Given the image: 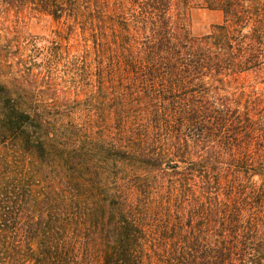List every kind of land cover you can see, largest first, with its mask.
<instances>
[{
  "label": "trees",
  "instance_id": "obj_1",
  "mask_svg": "<svg viewBox=\"0 0 264 264\" xmlns=\"http://www.w3.org/2000/svg\"><path fill=\"white\" fill-rule=\"evenodd\" d=\"M187 2H32L72 43L0 81V264H264V0Z\"/></svg>",
  "mask_w": 264,
  "mask_h": 264
},
{
  "label": "rangeland",
  "instance_id": "obj_2",
  "mask_svg": "<svg viewBox=\"0 0 264 264\" xmlns=\"http://www.w3.org/2000/svg\"><path fill=\"white\" fill-rule=\"evenodd\" d=\"M34 0H0V81L7 82L19 72L18 61L33 55L43 46L57 42L62 48L72 38L60 40L57 33L60 23L51 15L36 9ZM191 31L194 35L207 34L213 25L222 22L220 11L203 7L199 0H188ZM22 69V68H21Z\"/></svg>",
  "mask_w": 264,
  "mask_h": 264
}]
</instances>
